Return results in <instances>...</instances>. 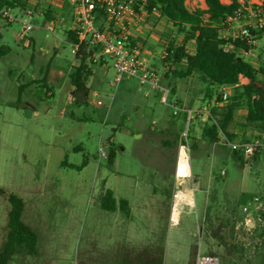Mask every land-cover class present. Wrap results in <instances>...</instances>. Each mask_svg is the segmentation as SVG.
Returning <instances> with one entry per match:
<instances>
[{
    "label": "rangeland",
    "instance_id": "rangeland-1",
    "mask_svg": "<svg viewBox=\"0 0 264 264\" xmlns=\"http://www.w3.org/2000/svg\"><path fill=\"white\" fill-rule=\"evenodd\" d=\"M22 1L32 16L14 8L15 21L0 18V188L34 204L49 232L41 233L42 255L28 258L35 264H184L195 247L220 264H264V148L238 156L210 141V107L200 77L169 81L180 104L195 110L187 125L184 114L173 116L136 78L117 85L114 60L97 49L88 100L77 105L70 80L75 51L63 34L76 22L60 9L62 0ZM201 6L187 3L190 10ZM26 23L35 27L21 41ZM157 23L143 26L145 45L156 50L148 66L162 73L165 33ZM174 28L168 23V30ZM170 34L181 41L176 29ZM5 47L9 51L2 54ZM263 52L264 38H258L244 57L259 68ZM237 124L233 129L240 136ZM185 131L196 210H186L193 200L180 191L193 186L177 185L174 174V146ZM111 148L113 164L103 154ZM105 181L118 197L131 200L130 221L103 209ZM174 191L189 204L181 208L174 197L171 207ZM10 208L0 196V251Z\"/></svg>",
    "mask_w": 264,
    "mask_h": 264
},
{
    "label": "trees",
    "instance_id": "trees-1",
    "mask_svg": "<svg viewBox=\"0 0 264 264\" xmlns=\"http://www.w3.org/2000/svg\"><path fill=\"white\" fill-rule=\"evenodd\" d=\"M204 1L206 9L190 10L187 7V0H146L145 10L165 17L174 25L176 35L181 36V41H178L176 36L165 40L162 65L164 69L168 65H172L173 68L164 71L163 83L169 86L175 94V88L169 84L170 80L184 79L195 74L200 77L206 86L203 101L210 107L209 118L212 124L205 130V135L210 141L219 143L224 137L240 142L248 141L250 137L264 141V52L262 64L256 68L244 57V53L250 51L253 45L237 39L233 42L232 48L227 49L223 46L225 40L221 34L226 28L227 16L239 8L238 0H231L229 4L221 0ZM8 5L15 9H26L22 0H0V8ZM95 10L99 23L105 16L104 8L97 2ZM258 13L264 18V1ZM45 15L47 21L52 20L50 14ZM78 32L79 27L76 26L64 30L63 34L73 46L79 45L74 53L77 65H72L74 71L70 74V80L73 86V102L82 105L87 102L90 93L88 80L94 73L93 66L97 64L94 58L97 48L91 41H80ZM255 34L257 38H262L264 27L258 29ZM192 41L196 46L194 54L186 51L187 45ZM129 43L130 46L133 45L131 37ZM8 51L9 48L5 47L1 53L7 54ZM241 76L247 78L248 82L240 84ZM236 84L238 86L232 89L228 101L224 102L220 91L221 86ZM237 117L241 119L238 124ZM236 124L243 130L242 136H239L233 129ZM245 133L251 136L247 137ZM76 149L79 150L81 147ZM232 151L235 155H244L242 151ZM257 153L258 151L255 152ZM106 155L109 163L113 164L116 149L111 148ZM63 163L69 165L66 162ZM69 166L73 167V165ZM0 196H3L11 206L8 217L9 230L0 251V264H9L14 256L19 254L37 256L38 236L23 221L25 201L20 196L8 193L1 188ZM101 202L106 210L116 208V200L111 190L106 191ZM120 204L124 214L130 216L127 201L121 200ZM197 255L198 249L193 247L190 252V264H194Z\"/></svg>",
    "mask_w": 264,
    "mask_h": 264
},
{
    "label": "built area",
    "instance_id": "built-area-1",
    "mask_svg": "<svg viewBox=\"0 0 264 264\" xmlns=\"http://www.w3.org/2000/svg\"><path fill=\"white\" fill-rule=\"evenodd\" d=\"M263 1L238 0L240 6L232 14L227 16L226 28L221 34V37L225 40L224 47L227 49L232 48L233 42L237 39L247 41L250 45L255 44L258 39L255 33L258 29L264 27V18L258 13L263 5ZM97 2L104 8L105 13L103 20L99 23L96 19L95 10ZM230 2L231 0H228L226 4ZM145 8L146 0H73L71 18L79 27L78 34L80 41L90 40L101 53L110 56L114 60V68L116 71L115 82L117 85L124 77L136 78L140 85L146 86L150 91L158 94L160 103L170 108L173 116L176 117L184 114L187 125H189L195 110L182 106L177 95L173 94L171 88L163 83V73L150 68L146 59L140 54L138 49L130 46V29L140 21L142 18L141 12ZM24 13L27 16H32L34 10L26 8ZM0 18L7 22L15 21L16 17L13 6L1 7ZM34 27L33 24L26 23L24 31L19 35V39L21 41L27 39V33L34 29ZM48 28L52 30V28ZM262 38H264V34ZM78 47V44L74 45L75 52ZM195 49L194 41L190 42L186 47V51L190 54H194ZM238 51L240 52V50ZM249 52L251 50L244 54H248ZM169 68L172 69L173 66L168 65L164 70H168ZM243 80L248 82L247 78L241 76L240 84L244 83ZM235 86H238V84L234 86H221L220 91L224 102L228 101L230 96L229 91ZM150 91L146 92L147 96L150 95ZM97 104L101 105L102 103L98 101ZM182 137H185V144L181 140L183 142V148H189L188 134L186 131L182 133ZM219 143L224 144L232 150L242 151L246 156L253 155L255 152L264 148V141L258 138L240 142L224 137ZM103 154L106 156L104 151ZM224 173L222 171L223 175ZM254 201H259V198L255 197ZM244 211H248V208L245 207ZM195 264H220V261L215 255L198 253Z\"/></svg>",
    "mask_w": 264,
    "mask_h": 264
},
{
    "label": "crops",
    "instance_id": "crops-1",
    "mask_svg": "<svg viewBox=\"0 0 264 264\" xmlns=\"http://www.w3.org/2000/svg\"><path fill=\"white\" fill-rule=\"evenodd\" d=\"M191 1L193 4L197 3L198 1H201L202 2V6H201L202 9L207 8L204 0H187V3L191 2ZM61 2H62V4H61V6H59L60 9H62V10L65 9L64 11L69 14L68 18L72 17L70 14H71L72 9H73V0H62ZM227 2H228V0H226V3ZM141 13H142V19H140L139 22L134 24L130 29V35H131V39L133 42V45L131 47H136L138 49V51L140 52V54L146 59V62L148 64V61H151L152 59H154V57H155L154 54L156 53L155 52L156 50L155 51L153 50L154 47L152 46L151 43L149 46L145 45V40H146L145 38L148 36V34L146 33V28L143 25L146 24V22H147V24H148V22H151L155 26V24H158L157 23V21H158L164 27L163 29H164L165 34L162 33L164 35V37L162 38V41L166 40V38L171 35L170 33L174 32L175 28L173 30H168L167 25L170 22L165 17L158 16L157 13H149L146 10H143ZM74 27H76V26L72 25L69 28H74ZM151 39L156 41V39L154 37H151ZM165 43L166 42L164 41V47H165ZM148 51H150L151 54H148ZM163 53H164V51H163ZM162 56H163V54L161 52V61H162ZM102 63H104V62H102ZM164 71L162 72L163 74H164ZM243 82L246 83L247 81L243 80ZM154 93H155V95H158L156 92H154ZM149 96H147V97H149ZM240 133L244 134V132H240ZM237 141H239V140H237ZM162 143L165 146L171 145L170 144L171 141H169V140H164V141H162ZM174 156H175L174 174L176 176L177 185L182 186L183 184H186L188 186H190V185L193 186L194 182L192 180V170H191V165H190V159H189V156H187L185 149L183 148L181 138L179 139V144L174 146ZM105 158L108 160L107 155L105 156ZM106 184L107 183L105 181V183L103 184V189L101 191V199L105 195L107 190H111L113 192V197L116 200V208L114 210H108V211L109 212H118V213L120 212V213H122V215H124V217H126V219H128L130 221V219L133 217V214H132L133 209L131 206L132 205L131 200L127 197H118L115 193V190L107 188ZM157 190H160V189H158L157 187H154V192H156ZM175 191L171 195V205L170 206L172 207V205H173L174 197H177V199L181 203H187L186 201L181 200V198L178 196L177 193L179 191H177L176 194H175ZM180 191L185 192V193H189V195H191V198L193 200L194 206L191 209H186V210H196V201L194 198V186H193V189L192 188L191 189L190 188L189 189L184 188L183 190H180ZM121 200L127 201L129 211H130V216L125 215L124 212L121 210V208H120V205H121L120 201ZM187 204H189V203H187ZM34 206L35 205L33 204L32 207H30L29 204L25 201V209L23 212V221L29 227H31L36 232V234L38 236V255L37 256L39 257L42 255L41 243H40L41 233L44 232V236H49V232L46 229L45 223L42 222L43 220L41 219V217L38 216V212L36 209H34ZM175 206H176V204H175ZM6 236H7V233H6ZM5 241H6V238H5ZM5 241H4V243H5ZM4 243H3V245H4ZM47 250H50V249H47ZM198 253H200V251H198ZM16 259H20V260L16 262ZM15 262H16V264H35L34 260H30L28 258V255H24V254H19V255L15 256L9 264H11V263L15 264ZM184 264H190V260L188 261V263L186 262ZM194 264H195V262H194Z\"/></svg>",
    "mask_w": 264,
    "mask_h": 264
},
{
    "label": "bare ground",
    "instance_id": "bare-ground-1",
    "mask_svg": "<svg viewBox=\"0 0 264 264\" xmlns=\"http://www.w3.org/2000/svg\"><path fill=\"white\" fill-rule=\"evenodd\" d=\"M179 192H180V191H179ZM179 192H178V193H179ZM178 193H177V194H178ZM183 204H184V203H181V202L177 199V205H178L179 207L182 208V207H183ZM189 205H194V204L192 203V204H189Z\"/></svg>",
    "mask_w": 264,
    "mask_h": 264
}]
</instances>
